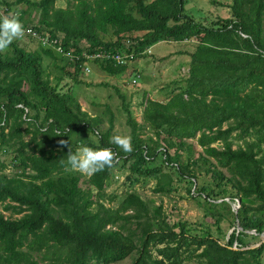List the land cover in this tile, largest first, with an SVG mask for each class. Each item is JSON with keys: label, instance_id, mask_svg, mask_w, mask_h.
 Wrapping results in <instances>:
<instances>
[{"label": "trees", "instance_id": "16d2710c", "mask_svg": "<svg viewBox=\"0 0 264 264\" xmlns=\"http://www.w3.org/2000/svg\"><path fill=\"white\" fill-rule=\"evenodd\" d=\"M69 1L72 7L61 8L56 0H3L0 15L19 12L25 27L62 33L63 47L79 55L82 43L114 52L128 40L135 61L159 42L192 41L187 76L173 82L164 101L140 103L143 124L119 94L129 154L110 143L109 108L107 119L90 116L71 91H61L64 77L80 83L83 59L74 64L42 47L30 52L18 41L0 55V264H114L132 254L131 264H183L193 256L200 264H261L264 242L241 249L264 234V0H231L229 16L209 24L185 14L186 0ZM45 57L58 71L53 85ZM95 64L110 76L127 69ZM233 138L243 145L234 148ZM81 146L111 148L118 162L82 179L65 168L69 148ZM7 154L12 176L1 160ZM114 169L126 173L128 188L117 207L110 205L116 194L106 192ZM173 174L194 187L188 194L218 231V209L229 205L224 199L238 203L241 230L221 243L209 230L170 225L161 205L130 191L156 179L154 192L167 196Z\"/></svg>", "mask_w": 264, "mask_h": 264}, {"label": "rangeland", "instance_id": "374dc122", "mask_svg": "<svg viewBox=\"0 0 264 264\" xmlns=\"http://www.w3.org/2000/svg\"><path fill=\"white\" fill-rule=\"evenodd\" d=\"M5 1L10 2L12 0ZM214 1L220 3L222 6L220 7L213 4L211 0H186L184 4V12L202 24H209L214 21L217 16H229V10L227 7L231 4V0ZM72 3L73 2L69 0H56L55 6L61 8L72 7ZM18 7L23 8L24 6L19 5ZM0 14H2V11ZM33 14L34 11H31L26 15V23H30ZM108 39L109 36H106L105 40ZM83 44L86 43H82L81 45ZM18 45L30 52L37 51L40 47L36 41H31L25 36L22 40L18 41ZM194 45L195 42L192 41L178 43L159 42L153 46L151 54L142 56L139 58L140 60H135L128 64L125 72L117 76L108 75L101 71L98 65L92 63V72L90 74L86 76L80 73L78 75V81H80V83L73 84L67 77H64V80L62 81L63 83L61 84V91L66 94L67 90L71 91L70 93L74 95L80 103L81 109L87 112L90 116L102 114L103 119H107L105 111L106 108H109L114 116L112 136L129 135L130 129L126 125V114L122 111V102L119 98V94L129 103L130 110L136 121L143 124V107L140 106V103L144 101L145 98L157 101H164L166 99V95L175 87L173 82L179 81L187 76L188 63L190 61L188 53L193 51ZM43 67L45 71L50 74L49 79L53 85L55 83L53 77L58 71L52 65V60L45 57L43 60ZM137 73L140 77L136 79V83H132L134 75ZM145 132L146 134H150L149 131ZM92 139L95 138L92 137ZM233 141L234 148L237 145H243L242 141L234 140V138ZM10 155L11 154L1 156V160L6 164L5 173L12 176L15 170L12 168ZM154 164L159 165V160L154 162ZM113 173V179L106 188V192H113L116 194L117 200L110 205L112 207H117L118 202L125 197L128 188L124 185L126 173H121L118 169H114ZM76 174L82 179H87V176L78 173ZM172 178V190L167 196L154 192L153 189L156 184V179H146L145 181L140 180L130 188V191H135L142 197L152 200L155 206L161 205L165 220L170 225L185 223L186 228L193 230L196 234L209 230L214 237H219L218 239L221 243H225L228 236L235 228L240 231L234 216V210L237 209L235 207L238 206V203H232L230 200L224 199L229 205L228 207H219L218 209L222 214L217 225L219 228L218 231L216 229V224H214V219L205 217L197 200L192 199L188 194L187 189L193 186H191L188 181L177 178L174 174L172 175ZM194 196L197 195L194 194ZM221 201L222 200H219L217 203ZM1 210L0 207V211ZM4 215L8 216V213L4 212ZM233 223L235 224L233 225ZM260 241L261 239L258 237V239L250 241L248 247L256 246ZM152 254L156 255L155 249H152ZM35 256L36 258H39V255ZM135 256V254H132L123 261L114 264H131ZM261 259V264H264V254ZM183 264L200 263L199 260L193 256L189 261H185Z\"/></svg>", "mask_w": 264, "mask_h": 264}, {"label": "clouds", "instance_id": "9594fccd", "mask_svg": "<svg viewBox=\"0 0 264 264\" xmlns=\"http://www.w3.org/2000/svg\"><path fill=\"white\" fill-rule=\"evenodd\" d=\"M28 31L20 19L19 12L0 15V55H6L14 42L22 40ZM110 143L125 153H132V138L130 135H114ZM62 146L65 141H60ZM118 155L111 148L93 149L81 146L75 152L69 148L65 168L69 172L91 177L105 169L113 168L118 162Z\"/></svg>", "mask_w": 264, "mask_h": 264}, {"label": "built area", "instance_id": "2783aa9c", "mask_svg": "<svg viewBox=\"0 0 264 264\" xmlns=\"http://www.w3.org/2000/svg\"><path fill=\"white\" fill-rule=\"evenodd\" d=\"M25 28L28 30L25 33V37H28L31 41H36L40 47L51 50L59 58L67 59L74 64L83 59L84 61L80 63L79 73L86 76L92 72V63L107 61L114 66H123L134 62L133 60L136 56L134 50L128 51V47L131 44L128 40L124 42L125 50L119 49L114 52L102 48L91 49L87 44H83L80 46L83 48V52L79 55L75 51L73 52V50H67L63 47L64 35L62 33H59L56 37H51L46 31H37L32 26ZM152 48L153 46L146 48L140 55L151 54ZM139 77L140 75L138 73L135 74L132 83H136V79Z\"/></svg>", "mask_w": 264, "mask_h": 264}, {"label": "water", "instance_id": "95a60500", "mask_svg": "<svg viewBox=\"0 0 264 264\" xmlns=\"http://www.w3.org/2000/svg\"><path fill=\"white\" fill-rule=\"evenodd\" d=\"M235 208L238 209V208H239V204H238V206L235 207ZM237 209L234 210L235 214L237 213ZM238 229L241 230V228H240L239 226H238ZM248 233L255 234L254 231H248ZM259 238L261 239V241L259 242V244H257L256 246L246 247V248H243V249H241V250H247V249H253V248H257V247H259V246L262 244V242H264V234H261V235L259 236ZM235 249H236V248H235Z\"/></svg>", "mask_w": 264, "mask_h": 264}, {"label": "crops", "instance_id": "0c3cea01", "mask_svg": "<svg viewBox=\"0 0 264 264\" xmlns=\"http://www.w3.org/2000/svg\"><path fill=\"white\" fill-rule=\"evenodd\" d=\"M137 60H140V59H137Z\"/></svg>", "mask_w": 264, "mask_h": 264}]
</instances>
